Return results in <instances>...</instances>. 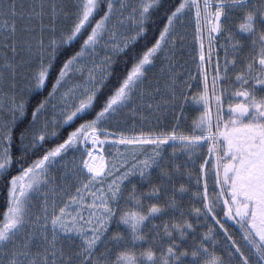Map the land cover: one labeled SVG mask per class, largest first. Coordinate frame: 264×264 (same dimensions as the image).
<instances>
[{
  "label": "snow or ice",
  "instance_id": "snow-or-ice-1",
  "mask_svg": "<svg viewBox=\"0 0 264 264\" xmlns=\"http://www.w3.org/2000/svg\"><path fill=\"white\" fill-rule=\"evenodd\" d=\"M0 191V264H264V0H0Z\"/></svg>",
  "mask_w": 264,
  "mask_h": 264
},
{
  "label": "trees",
  "instance_id": "trees-1",
  "mask_svg": "<svg viewBox=\"0 0 264 264\" xmlns=\"http://www.w3.org/2000/svg\"><path fill=\"white\" fill-rule=\"evenodd\" d=\"M189 67H193L192 65H189ZM3 200H2V191H0V203H2Z\"/></svg>",
  "mask_w": 264,
  "mask_h": 264
},
{
  "label": "rangeland",
  "instance_id": "rangeland-1",
  "mask_svg": "<svg viewBox=\"0 0 264 264\" xmlns=\"http://www.w3.org/2000/svg\"><path fill=\"white\" fill-rule=\"evenodd\" d=\"M129 122H131V121H129Z\"/></svg>",
  "mask_w": 264,
  "mask_h": 264
}]
</instances>
